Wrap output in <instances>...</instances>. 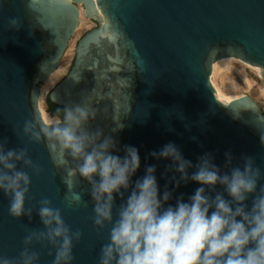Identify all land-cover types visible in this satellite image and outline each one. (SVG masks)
I'll list each match as a JSON object with an SVG mask.
<instances>
[{
	"label": "water",
	"instance_id": "obj_1",
	"mask_svg": "<svg viewBox=\"0 0 264 264\" xmlns=\"http://www.w3.org/2000/svg\"><path fill=\"white\" fill-rule=\"evenodd\" d=\"M78 3L95 25L78 37L66 73L46 98L63 110L76 104L96 109L88 130L100 128L119 141L114 155L123 157L125 145L136 147L141 166L133 182L145 175L146 166L156 165L161 194L165 185L174 189L169 181L175 173H166L172 161L149 155L169 142L193 165L211 153L223 173L230 153L233 166H242V157L249 156L264 173V109L247 93L222 99L210 80L212 63L225 56L257 66L264 77V0H0V143L6 149L27 148L41 169L39 175L23 169L31 177L26 198L31 220L11 217L9 198L0 190V256L19 257L26 228L44 230L38 215L43 198L61 209L72 231L83 234L74 242L72 264H98L100 248L108 242L111 226L94 227L90 186L70 174L71 158L57 166L59 148L43 137L31 142L23 132L25 122L37 130L47 126L39 110L40 85L62 60L78 24ZM12 18L19 19L18 29H9ZM45 103L62 120L63 113L54 114ZM193 171L188 169L189 175ZM199 186L182 183L169 203L180 195L187 201ZM74 194L82 203L68 207ZM252 199L246 201L249 207ZM120 202L117 197V207ZM33 250L40 253L39 264H52L50 245L34 244Z\"/></svg>",
	"mask_w": 264,
	"mask_h": 264
},
{
	"label": "clouds",
	"instance_id": "obj_2",
	"mask_svg": "<svg viewBox=\"0 0 264 264\" xmlns=\"http://www.w3.org/2000/svg\"><path fill=\"white\" fill-rule=\"evenodd\" d=\"M18 27L19 19H10L9 29ZM96 115L97 110L90 105L76 104L63 110L62 120H46L47 126L39 130L25 122L23 132L31 142H40L43 137L57 146L60 159L54 163L62 166L67 163L65 157H70L75 164L70 174L90 186L94 227L111 226L98 264H264V184H259L264 173L252 157L244 156L242 166H233V157L225 153L228 171L222 173L211 153L198 157L193 165L175 143L169 142L149 154L156 160L170 159L166 173L179 176L173 174L169 182L174 189L165 185L161 194L156 165L146 166L145 175L133 182L141 166L136 147L125 145L123 157L114 155L120 151L119 141L105 136L100 128L88 130ZM123 127L121 124L112 131ZM261 143L264 145V136ZM18 165L23 167L18 169ZM24 168L37 175L41 171L27 148L6 149L0 143V190L9 198V215L31 220L33 209L26 208L31 177ZM191 168L195 171L189 175ZM190 181L200 186L187 201L180 195L174 205L169 203L174 190ZM218 185L222 191H217ZM249 196L253 197L251 207L246 203ZM117 197L121 200L118 207ZM81 203L82 198L74 194L67 206ZM39 205L44 230L26 228L19 257L0 256V264H39L40 253L33 250L34 244L50 245L55 250L52 264H72L74 242L81 240L82 232L71 230L61 209L53 207L50 199H41Z\"/></svg>",
	"mask_w": 264,
	"mask_h": 264
},
{
	"label": "bare ground",
	"instance_id": "obj_3",
	"mask_svg": "<svg viewBox=\"0 0 264 264\" xmlns=\"http://www.w3.org/2000/svg\"><path fill=\"white\" fill-rule=\"evenodd\" d=\"M79 9V18L78 24L73 32V36L78 34L84 25H89L91 20L87 17L84 13V9L81 3H78ZM72 37H70L68 41V46L62 56H65L66 53L70 50V46L72 43ZM69 49V50H68ZM71 51V50H70ZM71 53V52H69ZM68 53V55H69ZM64 60V58H63ZM66 60L65 62H67ZM65 62L61 60L60 64L50 73L47 79L44 81L46 82V86L51 85L55 82L65 71ZM249 67L250 70L254 73L257 81L253 85V80L247 76L245 73L246 68ZM210 80L212 86L216 92V94L221 97L222 99H232L243 95V89L249 91L251 94H256L257 98L264 99V77L260 75L259 69L257 66L243 61L239 57L235 56H225L219 59H216L212 63V68L210 72ZM45 85H40V97H39V110L40 115L46 120L55 121L58 120L56 115H51L45 108L42 102V98L44 96L46 87Z\"/></svg>",
	"mask_w": 264,
	"mask_h": 264
},
{
	"label": "rangeland",
	"instance_id": "obj_4",
	"mask_svg": "<svg viewBox=\"0 0 264 264\" xmlns=\"http://www.w3.org/2000/svg\"><path fill=\"white\" fill-rule=\"evenodd\" d=\"M95 24L93 23V21L91 20V23L89 24V25H84V27L82 26V28L80 29L81 31L78 33V34H76L75 36H71L72 37V45L70 46V50L68 51V53L69 52H71V53H69V55H68V53H66L65 54V56L63 57L64 58V60H63V58H62V61L63 62H65L66 60H68L67 62H65V71L63 72V74L59 77V79L66 73V71H67V69H68V67H69V65H70V62H71V60H72V57H73V53H74V46H75V43H76V40L78 39V37L85 31V30H87L88 28H90V27H92V26H94ZM68 46V45H67ZM245 73L247 74V76L249 77V78H251L252 80H253V85L255 84V82L257 81V78L255 77V75H254V73L250 70V68L249 67H247L246 68V70H245ZM59 79H57L55 82H53L51 85H48V87L46 86V82H42L41 84H43V85H45L47 88H46V90H45V93H44V96H43V98H42V102H43V105H44V108L46 109V93L49 91V89L59 80ZM243 91V93H247V94H249V95H251L259 104H260V106H261V108L262 109H264V99H262V98H257L256 97V94L254 95V94H251L249 91H247V90H242Z\"/></svg>",
	"mask_w": 264,
	"mask_h": 264
},
{
	"label": "trees",
	"instance_id": "obj_5",
	"mask_svg": "<svg viewBox=\"0 0 264 264\" xmlns=\"http://www.w3.org/2000/svg\"><path fill=\"white\" fill-rule=\"evenodd\" d=\"M46 100H47L49 110L52 111L54 114L61 116L63 113V107L61 105H57V104L51 102L48 99V97L46 98Z\"/></svg>",
	"mask_w": 264,
	"mask_h": 264
},
{
	"label": "built area",
	"instance_id": "obj_6",
	"mask_svg": "<svg viewBox=\"0 0 264 264\" xmlns=\"http://www.w3.org/2000/svg\"><path fill=\"white\" fill-rule=\"evenodd\" d=\"M93 21V23L95 24V21L94 20H92Z\"/></svg>",
	"mask_w": 264,
	"mask_h": 264
}]
</instances>
